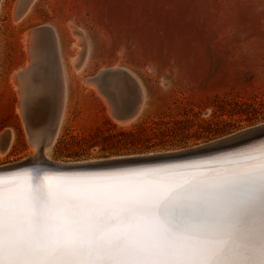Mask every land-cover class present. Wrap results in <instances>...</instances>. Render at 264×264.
I'll list each match as a JSON object with an SVG mask.
<instances>
[{"label": "rangeland", "instance_id": "rangeland-1", "mask_svg": "<svg viewBox=\"0 0 264 264\" xmlns=\"http://www.w3.org/2000/svg\"><path fill=\"white\" fill-rule=\"evenodd\" d=\"M15 2L0 0V165L31 156L9 75L25 64V31L45 24L69 74L65 118L45 153L52 161L193 148L264 121V0H34L16 21ZM110 67L144 88L145 107L128 124L114 114L133 97L122 75L104 79L107 93L83 80ZM5 130L15 132L7 150Z\"/></svg>", "mask_w": 264, "mask_h": 264}, {"label": "snow or ice", "instance_id": "snow-or-ice-1", "mask_svg": "<svg viewBox=\"0 0 264 264\" xmlns=\"http://www.w3.org/2000/svg\"><path fill=\"white\" fill-rule=\"evenodd\" d=\"M0 264H264V146L223 172L0 178Z\"/></svg>", "mask_w": 264, "mask_h": 264}, {"label": "bare ground", "instance_id": "bare-ground-1", "mask_svg": "<svg viewBox=\"0 0 264 264\" xmlns=\"http://www.w3.org/2000/svg\"><path fill=\"white\" fill-rule=\"evenodd\" d=\"M32 3H34V0H16L15 4H13L14 8L12 10L13 11L12 19L14 18L16 21L23 17H26L30 9H32L31 8ZM71 28L75 32L79 33V35H77L78 37L81 36L80 30L73 27V25ZM58 37L59 35L57 34L56 29H54L53 27L47 24L38 28H33V29L31 28L25 31L23 37L24 38L23 44L25 50H27L26 61L25 64L23 63L22 66H20L18 69L15 68L16 70L11 72V74L9 75L10 76L9 80L11 85L16 89L15 91H17V93L20 95L18 97L20 99H18L16 104L19 107L21 114L24 118L23 121H25L27 124L26 129H28V133L30 135L29 138H31L33 148L30 152L31 156H29L27 159L26 158L22 160L18 159L19 161L17 162H13V163L7 162L8 164L0 165V168H5L2 172H0V178L8 180L9 178L18 177L21 173L25 171H31L33 175L39 173L40 175L49 174L57 177L94 176V175L126 173V172H155L161 174H175L184 171H191L192 169L197 167L199 168L212 167L220 172H223L225 169L231 167V162L233 158L253 151H258L261 146H264V134H262L261 136L256 137L255 139H250L234 145H229L216 152L209 153L205 156H200L194 159L180 161V162L176 160L152 162V163H150V161H141L138 163H129V164L122 163L121 164L122 166L109 165V167L103 166V167L90 168V169H85L88 166H86L83 169L74 167V165L106 162V161H111L113 159H127V158L139 159V157L142 156L145 157V156H152L159 154L165 155L169 153H176V152L179 153L181 151L184 152L185 150L195 149L197 147L207 145L209 143L199 144L193 148H186L179 150L177 149L171 151H160L154 153L150 152L145 154L119 155L108 158H95V159L91 158L86 161L63 162V161L50 160V158L46 156L45 153L46 150L49 148V146H51L52 142L54 141L63 123L66 114V102L68 97L67 88H68L69 74L64 65L65 63L62 61L60 55V50H59L60 45L58 42ZM75 41H77L78 44L81 40L79 41L77 38V40ZM78 45L76 46L78 47ZM75 54L78 55L79 50ZM76 57L74 58V60H76ZM50 60L53 61L52 62L53 64L50 63ZM36 62L38 63L40 68L39 71L37 72L36 78H34L35 76L32 75L35 71L32 70L34 69L35 66L34 63L36 64V66H38ZM31 65L33 66L31 67ZM100 71L103 72L107 71L106 74L104 72V75L106 77L105 76L103 77V74L98 76V73ZM100 71H98V73L94 76H89L87 78L83 77L84 81L95 85L96 90L98 87L99 92L102 91L107 93V90H105L106 87H104L105 78L114 77L118 75H122L123 78H125V81L126 82L128 81L129 85L133 87L132 101L128 103L129 108L126 111V113H114L115 116L120 119L119 121L121 122L119 123L128 124L130 121L137 118V116H139L142 113L145 107L144 88L140 80L134 75V73L130 72L128 69H123V67L122 68L110 67V69L105 68V69H101ZM115 121L118 122L117 119ZM262 125H264V121L253 126H248L244 130L252 129ZM4 134H6V143L5 142L3 143L4 146L3 148L4 150H7V148H9V146L14 141L15 132L14 130H10V131L5 130ZM229 136L226 135V137ZM224 138H220L215 141ZM215 141L214 140L210 141V143ZM39 158L41 160L44 159L49 161L54 166H60V167L54 169L49 165H41L40 164L41 161L40 162L38 161L40 160ZM21 162L28 163L29 165L31 164V166H27L28 164H25L17 168H7L15 164L17 165L18 163ZM66 165L72 167L62 168V166H66ZM71 169H75L78 172V174H76L75 170H71Z\"/></svg>", "mask_w": 264, "mask_h": 264}, {"label": "water", "instance_id": "water-1", "mask_svg": "<svg viewBox=\"0 0 264 264\" xmlns=\"http://www.w3.org/2000/svg\"><path fill=\"white\" fill-rule=\"evenodd\" d=\"M32 66L33 65H31V67ZM104 72H105V74L107 73V71H104ZM104 72L100 71L98 73V76L103 74V77H104L105 76ZM262 134H264V125L259 126V127H255L252 129L243 130L241 132L233 134V135L226 137L224 139H221V140H218L215 142H211L207 145H203V146L197 147L195 149L185 150L184 152L181 151L179 153L176 152V153H169V154H165V155L159 154V155H152V156H145V157L142 156V157H139V159H130V158L113 159L111 161H106V162L86 163L83 165H74V167L83 169L86 166H88L85 169H90V168H97V167H103V166L109 167V165H121L122 163H126V164L138 163L141 161H150V163L161 162V161H170V160H176L178 162L186 161V160L194 159V158H197L200 156H205V155L212 153V152H216V151H218L224 147H227L229 145H234V144H237L240 142H244L246 140L255 139L256 137H259ZM38 161L42 162V163L40 162L41 165H49V166L53 167L54 169H57L60 167V166H54L52 163H50L49 161L44 160V159H42V160L40 159ZM25 164H28V163L21 162V163H18L17 165L15 164V165H12V166L7 167V168H17V167L23 166ZM126 164H123V165H126ZM27 166H31V164L30 165L28 164ZM65 167L71 168L72 166H69V165L62 166V168H65ZM4 169L5 168H0V172H2ZM71 170H75V169H71ZM75 172H76V174H78V172L76 170H75Z\"/></svg>", "mask_w": 264, "mask_h": 264}]
</instances>
